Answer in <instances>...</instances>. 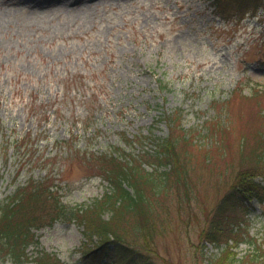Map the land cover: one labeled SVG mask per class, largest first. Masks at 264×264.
Segmentation results:
<instances>
[{"label": "rangeland", "instance_id": "1", "mask_svg": "<svg viewBox=\"0 0 264 264\" xmlns=\"http://www.w3.org/2000/svg\"><path fill=\"white\" fill-rule=\"evenodd\" d=\"M253 12L217 16L212 0H0V203L49 184L86 207L109 188L100 158L153 148L169 135L164 114L180 112L197 138L181 147L186 178L170 175L145 231L126 224V243L153 264L221 262L227 239L204 232L255 156L245 145L242 162V135L251 146L264 139V9ZM233 216L245 242L232 239L228 251L241 260L248 241L264 242V204ZM36 235L31 258L66 264L100 240L62 221Z\"/></svg>", "mask_w": 264, "mask_h": 264}, {"label": "trees", "instance_id": "2", "mask_svg": "<svg viewBox=\"0 0 264 264\" xmlns=\"http://www.w3.org/2000/svg\"><path fill=\"white\" fill-rule=\"evenodd\" d=\"M212 6L214 13L223 17L234 9L243 13L257 11L264 7V0H212ZM164 118L169 135L156 140L153 148L128 154L116 147L100 158L97 167L109 188L102 197L86 207L65 204L62 195L57 194V187L49 184L32 185L30 189L26 188L28 185L19 187L7 196L0 203V264H66L54 254L42 253L31 258L28 252L30 246L38 244L36 230L58 221L78 223L84 227L86 236L100 237L92 247L83 244L77 250L80 264H153L143 259L142 251L126 243V224L132 221L137 232L145 231L141 229L148 226L149 218L154 216L159 196L166 189L170 175H175L177 179L186 178L181 162L182 148L187 151L188 146L197 141L190 131L182 127L180 112L164 114ZM209 130L211 133L212 129ZM242 136L246 139L240 148L242 162L245 160V145L250 150L254 148L255 156L251 160L246 159L250 167L240 172L236 183L218 203L212 228L204 232V237L210 242H219L222 237L227 239V247L222 251L224 256L218 258V261L221 260L218 264H227V261L233 264L237 261L238 264H264V242L256 239L248 241L253 249L241 260H236L235 254L228 251L232 247L228 244L230 240L237 244L244 241L234 230L236 218L233 212L244 206L248 209V203L253 199L264 204V147L263 151L257 149L264 139L258 140L257 146H251L247 134ZM135 142L137 140L125 139L129 146ZM15 144L18 145L17 151L21 149L18 140ZM106 213L111 214L107 219Z\"/></svg>", "mask_w": 264, "mask_h": 264}, {"label": "bare ground", "instance_id": "3", "mask_svg": "<svg viewBox=\"0 0 264 264\" xmlns=\"http://www.w3.org/2000/svg\"><path fill=\"white\" fill-rule=\"evenodd\" d=\"M59 15V14H58Z\"/></svg>", "mask_w": 264, "mask_h": 264}]
</instances>
